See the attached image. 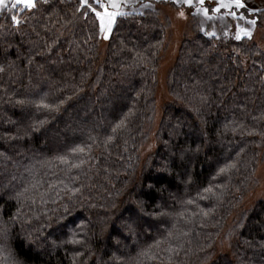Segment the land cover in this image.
<instances>
[{"label":"trees","instance_id":"obj_1","mask_svg":"<svg viewBox=\"0 0 264 264\" xmlns=\"http://www.w3.org/2000/svg\"><path fill=\"white\" fill-rule=\"evenodd\" d=\"M147 1L136 5L144 17L117 22L105 53L97 23L74 15L78 0L38 4L19 27L15 12L0 14L9 264H264V199L241 210L264 148V51L237 41L229 16L191 15L169 74L174 100L141 166L168 27ZM245 3L264 27V0ZM236 212L232 253L217 255Z\"/></svg>","mask_w":264,"mask_h":264},{"label":"rangeland","instance_id":"obj_2","mask_svg":"<svg viewBox=\"0 0 264 264\" xmlns=\"http://www.w3.org/2000/svg\"><path fill=\"white\" fill-rule=\"evenodd\" d=\"M156 1L159 2V4H156V2L155 5H159V9L161 10L160 18L164 24H166V22L168 21V27L166 31L165 40L163 42L160 63L158 66L157 87L155 91L154 102V118L152 123L148 126V139L141 145L139 150L141 166H143L144 163L149 159V156H151L156 151L158 146V131L161 125L163 111L165 107L169 103H172L174 100V96L172 95L169 86V74L177 61L179 50L184 40L186 38L192 37L190 25L191 15L199 18V21H202V23L204 20H208L203 16L202 13L194 14L192 9H188L187 7L182 5H175L172 3V0H164L163 5H161L160 3L161 0ZM142 3L149 2H146V0H142ZM207 5H211L212 8H214L217 6V2L216 0H206V6ZM181 12H184L183 16L180 15ZM1 13L2 12H0V14ZM219 14L220 13L213 12L209 15L213 18H218L219 21L225 22L227 20V15L220 16ZM221 17H223V19H221ZM235 23L236 22L234 21L232 24V29L230 30V33L233 35H236ZM245 26L250 28L253 33V36L250 40L255 43L262 51H264V27H258L257 25ZM212 32L217 33V30L213 29ZM241 35L243 37V33H241ZM108 41L109 40H103L101 38L102 53H105ZM254 180V184L250 187L249 191L242 198L241 210H249L253 208V206H255L257 202L264 199V148L261 149L258 164L254 173ZM238 212H236L234 216L230 218L226 229L217 241L215 254L219 255L232 253L233 237L227 234L234 227L233 224L236 218L235 216Z\"/></svg>","mask_w":264,"mask_h":264},{"label":"snow or ice","instance_id":"obj_3","mask_svg":"<svg viewBox=\"0 0 264 264\" xmlns=\"http://www.w3.org/2000/svg\"><path fill=\"white\" fill-rule=\"evenodd\" d=\"M216 2V7L209 8L206 6V0H172L173 4L192 9L194 14L202 13L203 16L209 20L213 19V17L209 15L210 12L221 13L224 11L227 16L236 22L235 39L237 41H240L243 37L251 39L253 33L250 28L245 25H257V19L250 18L258 15L257 11L252 10L249 12L245 0H216ZM41 3L47 4L48 0H0V12H15L16 14L11 15L10 19L14 26L19 27L21 20L18 19V14H23L25 12L33 13L35 10H38V4ZM137 4H140V7L144 9L151 8L150 3H142V0H78L74 15L79 14L85 20L92 18L97 23L100 38L103 40H110L118 21L123 22L135 16L144 17L145 13L137 9ZM180 15L183 16L184 12H181ZM221 19H223V17H221ZM241 33H243V37ZM225 34L227 35V33ZM208 35L213 37L216 33L211 32L208 33ZM54 43L55 42H53V44ZM49 47H52V45H49ZM0 71H3V69L0 68ZM40 106L41 105H37V107ZM43 107L49 108L50 106L44 104ZM122 124L123 121H121L117 127H120ZM33 130H35V127ZM115 130L116 129H113V131ZM80 151H83V149H80ZM228 167H232V165ZM225 170V168H221L220 172L222 173ZM207 191H211V189H207ZM189 203H191V201H189ZM140 207L142 208L143 205L141 204ZM129 230H131L130 226ZM7 236V228L0 230V245H2L0 250H7ZM70 242L76 243L77 241L72 240ZM0 264H9V257H0Z\"/></svg>","mask_w":264,"mask_h":264}]
</instances>
